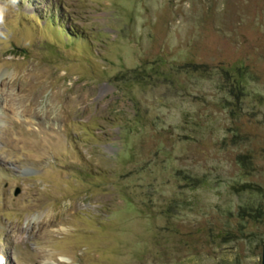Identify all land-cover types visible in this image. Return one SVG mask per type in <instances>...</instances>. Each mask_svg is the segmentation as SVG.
I'll return each mask as SVG.
<instances>
[{
  "label": "rangeland",
  "instance_id": "374dc122",
  "mask_svg": "<svg viewBox=\"0 0 264 264\" xmlns=\"http://www.w3.org/2000/svg\"><path fill=\"white\" fill-rule=\"evenodd\" d=\"M263 224L264 0H0V264H260Z\"/></svg>",
  "mask_w": 264,
  "mask_h": 264
},
{
  "label": "trees",
  "instance_id": "16d2710c",
  "mask_svg": "<svg viewBox=\"0 0 264 264\" xmlns=\"http://www.w3.org/2000/svg\"><path fill=\"white\" fill-rule=\"evenodd\" d=\"M19 1H23V0H19ZM38 17H40V16H38ZM45 18H49V20H51V22H54V21L57 22L58 20H61L64 17H63V14L61 12V9L58 6L54 7V5H53V6H50L49 13H48V15H46ZM59 30L61 31V34L67 40L68 43L72 44V43L77 42V41H86V38L84 36H82V32L77 31V30L68 29L65 26V24H63L62 26H59Z\"/></svg>",
  "mask_w": 264,
  "mask_h": 264
},
{
  "label": "water",
  "instance_id": "95a60500",
  "mask_svg": "<svg viewBox=\"0 0 264 264\" xmlns=\"http://www.w3.org/2000/svg\"><path fill=\"white\" fill-rule=\"evenodd\" d=\"M263 236H264V224H263ZM262 247H261V259L260 264H264V241H262Z\"/></svg>",
  "mask_w": 264,
  "mask_h": 264
}]
</instances>
